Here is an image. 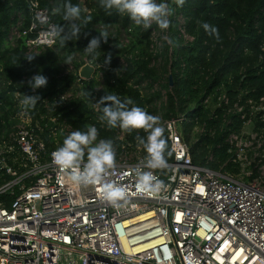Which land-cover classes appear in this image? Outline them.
<instances>
[{
  "label": "trees",
  "instance_id": "trees-1",
  "mask_svg": "<svg viewBox=\"0 0 264 264\" xmlns=\"http://www.w3.org/2000/svg\"><path fill=\"white\" fill-rule=\"evenodd\" d=\"M32 1L48 10L55 26L67 25L63 19L64 0H0V147L14 144L24 107L31 117L29 126L46 146L43 158L62 146L69 134L86 131L89 126L98 129V140L112 142L115 161L127 155L126 146L137 151L139 145L146 153L137 140V136L146 138L143 129L129 133L119 127L110 128L99 119L105 106L99 100L116 95L122 102L131 100L129 107L139 106L159 117L169 150L163 123L184 118L182 136L190 145L193 163L239 173V165L232 160L229 135L241 132L246 121L234 104L243 105L248 118V100L264 97V0H185L182 6H177L175 0H164L172 15L169 29L162 33L174 43L170 46L163 40L159 49L152 40L153 32L160 30L157 25L145 30L127 14H108L98 0H70L88 20L78 39L61 47L56 36L51 46L31 47L28 42L36 38V33L28 31L35 20ZM203 23L215 27L219 39L206 32ZM99 31L110 37L107 43L101 41L100 55L93 59L84 48L91 38L100 35ZM77 52L95 65L92 78L79 76L85 61L72 59L73 69H66V57ZM108 55L111 60L105 63ZM29 56L34 59L29 61ZM36 74L47 77L48 83L33 91L28 81ZM27 95H39L40 100L34 107L25 106ZM223 96L227 104L220 99ZM262 114L264 111L251 123L260 133L264 132ZM6 155L14 168L26 169L21 166L18 152ZM166 158L168 162L173 160L172 150ZM257 175V168H253L251 179ZM10 179L5 170H0V187ZM18 192L15 187L13 193L0 194V206L10 207Z\"/></svg>",
  "mask_w": 264,
  "mask_h": 264
},
{
  "label": "built area",
  "instance_id": "built-area-1",
  "mask_svg": "<svg viewBox=\"0 0 264 264\" xmlns=\"http://www.w3.org/2000/svg\"><path fill=\"white\" fill-rule=\"evenodd\" d=\"M31 5L35 20L28 31L36 38L29 46L53 45L55 25L48 10ZM220 99L228 103L225 96ZM248 105L247 118L244 106L234 104L246 120L244 128L264 111V97ZM21 119L14 144L0 147V170L12 177L0 194L19 189L10 207L0 206V264H264V132L230 133L232 160L240 167L232 174L194 164L182 136L184 118L165 120L173 160L166 170H151L164 189L136 188L137 169L149 171L147 153L133 161L121 156L104 181L128 191L117 209L101 199L102 185L83 187L68 180L52 161L60 146L43 158L46 146L29 126L24 107ZM11 152L22 156L25 170L9 164L6 153ZM253 168L258 175L251 179Z\"/></svg>",
  "mask_w": 264,
  "mask_h": 264
},
{
  "label": "clouds",
  "instance_id": "clouds-1",
  "mask_svg": "<svg viewBox=\"0 0 264 264\" xmlns=\"http://www.w3.org/2000/svg\"><path fill=\"white\" fill-rule=\"evenodd\" d=\"M108 14L116 11L119 14H127L135 25L143 27L145 30L157 25L161 30L170 27V16L172 9L164 0H98ZM177 6H182L185 0H175ZM36 19L41 24L47 23V18L37 16ZM63 19L66 26H53L52 34L59 37L60 46L63 47L70 40L79 38L81 29L87 25L88 20L82 17V10L78 5H73L70 0H64ZM203 29L210 35H215L219 39L218 31L208 23L202 24ZM100 35L89 40L84 48L85 54L96 59L100 55L101 41L107 43L110 37L106 32L99 31ZM168 45H173L174 41L164 37ZM29 61L34 56L27 57ZM73 57L68 56L64 63H71ZM111 56L104 58L105 63H109ZM48 83L47 77L36 74L28 81L30 87L35 91L45 87ZM40 100L39 95H27L23 101L25 106L34 107ZM105 104L102 108L100 120L106 122L110 128L119 127L131 133L136 129H143L147 134L146 138L137 136V140L143 145L147 157L144 168L149 171L137 169L136 188L140 192L157 193L164 189L165 185L151 170H166L169 167L167 156L171 155V150L163 136L164 128L159 126V117L153 116L139 106H132L131 100L121 99L116 95H106L100 100ZM110 102V103H106ZM52 161L60 170L67 174L68 180L77 186H97L102 185L100 192L101 199L107 201L113 207L119 209L122 203L127 201L128 191L125 187L105 183V177L109 170L115 166V153L110 140L99 139L98 129L89 126L86 131H75L63 140L62 146L52 153Z\"/></svg>",
  "mask_w": 264,
  "mask_h": 264
},
{
  "label": "rangeland",
  "instance_id": "rangeland-1",
  "mask_svg": "<svg viewBox=\"0 0 264 264\" xmlns=\"http://www.w3.org/2000/svg\"><path fill=\"white\" fill-rule=\"evenodd\" d=\"M165 35L162 33V30L160 29L159 31L158 30H155L153 32V35H152V40H153V45L154 47H156L157 49L160 48V46L162 47L163 44H162V41L165 40L164 39ZM122 39L123 40H126V37L125 36H122ZM73 59L76 61V62H79V61H85L86 63V57L83 56L80 52H77L73 55ZM90 63V62H89ZM94 65V64H93ZM74 67V62L71 61V63L69 64H66V69L68 70H71L73 69ZM96 73V70L94 72V75ZM93 75V76H94ZM99 77V76H97ZM61 127H64L63 125H61ZM54 128V127H53ZM65 129L70 131V127L69 126H65ZM54 130V129H53ZM245 131V135L246 136H249L252 132H254L253 130V125L250 124L248 125L246 128L243 129ZM135 148V147H134ZM126 150H128V153H127V157H124V158H127V161H133V160H136L137 158H139L141 155H142V152L141 150L137 149V151L133 150V148H131L130 146H126L125 148ZM254 152L255 150H251L250 151V155L253 156L254 155ZM261 175H262V178L264 180V172L261 171Z\"/></svg>",
  "mask_w": 264,
  "mask_h": 264
},
{
  "label": "water",
  "instance_id": "water-1",
  "mask_svg": "<svg viewBox=\"0 0 264 264\" xmlns=\"http://www.w3.org/2000/svg\"><path fill=\"white\" fill-rule=\"evenodd\" d=\"M95 70H96L95 65H93L92 63L86 62L80 67L79 76L82 79H90L93 77ZM170 80L172 83V75H170Z\"/></svg>",
  "mask_w": 264,
  "mask_h": 264
}]
</instances>
